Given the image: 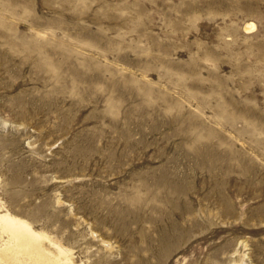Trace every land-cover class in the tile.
Listing matches in <instances>:
<instances>
[{
	"label": "rangeland",
	"instance_id": "374dc122",
	"mask_svg": "<svg viewBox=\"0 0 264 264\" xmlns=\"http://www.w3.org/2000/svg\"><path fill=\"white\" fill-rule=\"evenodd\" d=\"M2 217L51 263L264 264V0H0Z\"/></svg>",
	"mask_w": 264,
	"mask_h": 264
},
{
	"label": "bare ground",
	"instance_id": "6f19581e",
	"mask_svg": "<svg viewBox=\"0 0 264 264\" xmlns=\"http://www.w3.org/2000/svg\"><path fill=\"white\" fill-rule=\"evenodd\" d=\"M252 27V24H247L245 29ZM2 222V230L8 233V240L0 250L1 261L8 257L14 264H59L57 260L50 262L51 252L41 245L42 241L48 242L56 247L57 253L61 252L59 244L47 234L34 231L29 223L19 219L2 217Z\"/></svg>",
	"mask_w": 264,
	"mask_h": 264
}]
</instances>
